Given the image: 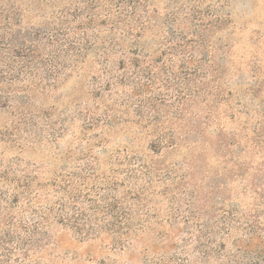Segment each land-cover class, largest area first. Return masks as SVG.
<instances>
[{"label": "trees", "instance_id": "trees-1", "mask_svg": "<svg viewBox=\"0 0 264 264\" xmlns=\"http://www.w3.org/2000/svg\"><path fill=\"white\" fill-rule=\"evenodd\" d=\"M37 1L0 0V143L20 152L52 148L57 163L42 171L37 163L0 159V264H25L63 232L127 245L143 233L134 219L146 223L154 213L151 190L168 176L169 166L163 171L153 158L171 150L188 155L196 142L186 138L195 129L177 130L189 124L179 107L197 95L204 66L191 64L174 13L162 20L163 36L156 32L146 46L161 23L151 0ZM87 66L95 70L85 72ZM72 81L81 83V97L64 92ZM136 123L145 139L138 148L126 129ZM118 134L128 142L103 168L95 152H105ZM63 139L67 152L56 148ZM107 171L121 181H108ZM185 177L178 194L188 188ZM86 179V196L93 197L85 204L79 186ZM123 184L128 206L112 194ZM253 194L250 207L221 198L199 206L191 194L194 210L177 221L183 237H164L173 239L169 264H264V193Z\"/></svg>", "mask_w": 264, "mask_h": 264}, {"label": "rangeland", "instance_id": "rangeland-1", "mask_svg": "<svg viewBox=\"0 0 264 264\" xmlns=\"http://www.w3.org/2000/svg\"><path fill=\"white\" fill-rule=\"evenodd\" d=\"M24 1L40 4L37 0ZM151 4L161 23L148 34L146 46L156 41V32L163 36L162 20L174 13L177 31H181L183 37L187 33L191 64L204 66V82L197 84L200 88L197 95L179 107L189 123L177 129L179 134L187 133L189 128L196 130L186 137L196 141L193 150L187 152L189 156L182 150H171L153 158L155 166L163 171L169 166L168 176L163 173L162 180L151 190L148 206L154 213H150L146 223L138 215L134 219L133 224H144L143 233L132 237L127 245L116 244L107 236L86 240L84 235L63 232L49 251L34 254L25 264H169L175 252L171 238L184 235L182 220L177 221L187 215L189 208L194 210L193 203L190 207L187 204L191 202V194L196 196L199 206H216L221 198L227 202L235 199L242 206L250 207L253 189L260 195L264 193V0H151ZM36 5L35 9H40ZM94 70L87 66L85 72ZM79 84L70 82L64 92L81 97ZM173 89L169 88L168 94L175 96ZM173 122L169 127L175 126ZM138 128V123L126 126L133 130L136 148L145 142ZM128 134L125 131V135ZM121 135L111 137L113 142L106 145L105 152L101 149L95 152L101 165L110 153L128 142ZM66 145L63 139L56 148L66 151ZM53 153L57 152L52 148L20 152L0 143L1 160H17L21 165L37 163L42 171L56 166ZM74 158H69L68 162ZM143 158L149 163V157ZM103 168L108 167L104 164ZM183 174H186L184 182L188 183V188L178 194L183 184L179 176ZM104 175L110 182L121 181L120 176L110 175L108 171ZM88 185L86 179L79 186L84 197ZM115 192L112 194L126 206L131 204L124 184ZM84 197L80 202L86 204L93 196ZM160 235L172 237L159 239Z\"/></svg>", "mask_w": 264, "mask_h": 264}]
</instances>
